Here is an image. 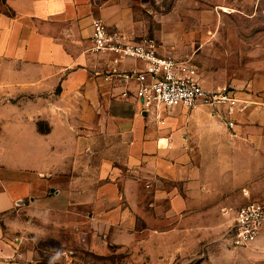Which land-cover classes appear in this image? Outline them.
Instances as JSON below:
<instances>
[{
	"label": "crops",
	"instance_id": "crops-1",
	"mask_svg": "<svg viewBox=\"0 0 264 264\" xmlns=\"http://www.w3.org/2000/svg\"><path fill=\"white\" fill-rule=\"evenodd\" d=\"M98 19L136 40L155 36L122 0H0V215L20 208L30 219L67 221L79 232L76 224L87 211L89 228L110 233L113 207L124 206L117 210L125 224L120 219L114 236L124 244L144 236L126 222L131 207L140 213L147 192L155 206L152 220L168 223L192 222L196 213L205 219L206 207L238 201L241 189L264 198V90L255 81L264 65L256 66V52L248 53L246 76L225 78L249 103L230 132L222 107L145 110L138 83L111 75V69L144 70L146 63L114 64L113 54L93 52ZM158 39L160 55L191 60L184 46L191 36L178 46L163 35ZM113 139L124 151L119 159L111 156ZM84 153L87 171L81 174ZM150 232L155 239L178 234ZM183 235L191 249L187 262L250 264L257 253L264 264V230L248 248H234L224 236L204 246L191 229ZM213 248L221 257L212 256ZM161 252L157 241L155 253Z\"/></svg>",
	"mask_w": 264,
	"mask_h": 264
},
{
	"label": "rangeland",
	"instance_id": "rangeland-1",
	"mask_svg": "<svg viewBox=\"0 0 264 264\" xmlns=\"http://www.w3.org/2000/svg\"><path fill=\"white\" fill-rule=\"evenodd\" d=\"M122 1L135 10L137 20H141L145 28L155 30V36L150 34L147 37H155L157 44L161 35L176 46L183 45L185 36H191V40L184 44L189 49L185 57L191 59L199 80H205L212 89L229 87L230 83L225 80L227 75L239 73L246 76L248 64H251L248 53L253 50L257 54L256 66L262 68L264 65V0ZM203 25L207 29H201ZM263 74V68L257 69L255 81L264 90ZM229 131L233 132L231 128ZM98 145L103 147L107 143L99 142ZM123 153L113 139L112 158L119 159ZM81 163V174H86V153L81 155ZM147 194L140 213L131 207L133 215L126 222L129 231H145L144 236L129 238L124 244L121 242L123 239L114 237L120 231V226H117L120 219L125 224L123 213L117 210L124 206L112 209V235L109 231L89 228L92 226L86 223L87 211L76 224L79 225V232L67 221L30 219L20 208L0 215V264H155V261L156 264H198L197 259L187 262L191 249L185 247L188 240L183 235L185 229L195 231L198 241H203L204 246H213L223 236V240L230 243L228 230L236 211L252 201L264 202V198L249 197L241 189L238 201L234 199V203L206 207L205 219L200 220L199 213H196L197 218L192 222L168 223L152 220L155 219V206L150 193ZM89 229L94 230L95 235ZM157 229L161 232L172 229L178 234L155 239L150 231ZM157 241L165 248L160 255L155 253ZM168 247H172L173 251L168 253ZM213 249L212 256L221 257L220 248ZM257 256V253L250 255L249 263L259 264L262 259Z\"/></svg>",
	"mask_w": 264,
	"mask_h": 264
},
{
	"label": "built area",
	"instance_id": "built-area-1",
	"mask_svg": "<svg viewBox=\"0 0 264 264\" xmlns=\"http://www.w3.org/2000/svg\"><path fill=\"white\" fill-rule=\"evenodd\" d=\"M96 53H111L113 63L123 59L140 60L146 63L144 70L111 69V75L123 81H136L137 98L145 110L162 106L166 110L177 105L195 108L206 105L222 107L228 117L230 128L235 126L233 118L247 109L249 103L238 98L234 88L224 86L205 89L198 80L195 67L188 61H177L158 52L155 38L139 40L125 36L98 19L93 25L92 49ZM124 96H127L124 93ZM264 230V202L252 201L239 208L228 230L230 245L245 248L254 243Z\"/></svg>",
	"mask_w": 264,
	"mask_h": 264
}]
</instances>
